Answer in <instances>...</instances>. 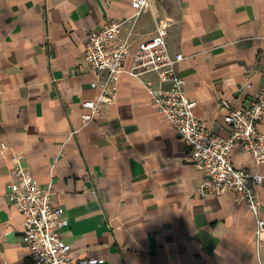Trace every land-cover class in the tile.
I'll return each instance as SVG.
<instances>
[{"label":"crops","instance_id":"crops-1","mask_svg":"<svg viewBox=\"0 0 264 264\" xmlns=\"http://www.w3.org/2000/svg\"><path fill=\"white\" fill-rule=\"evenodd\" d=\"M108 18L124 20L119 34L130 51L169 23L195 113L221 136L230 131L228 111L250 106L264 86V0H150L139 14L131 0H0V264H32L25 216L8 198L13 152L52 186L75 259L264 264L252 211L232 190L201 192L188 143L145 86L171 82L123 72L115 100L82 122V102L98 93L84 40ZM234 164L264 176V162L240 147ZM256 190L264 216V178Z\"/></svg>","mask_w":264,"mask_h":264},{"label":"built area","instance_id":"built-area-1","mask_svg":"<svg viewBox=\"0 0 264 264\" xmlns=\"http://www.w3.org/2000/svg\"><path fill=\"white\" fill-rule=\"evenodd\" d=\"M149 5L150 0H131L135 14ZM123 21L108 18L101 28L90 31L84 40L83 55L94 74L91 86L98 93L82 102V107L87 109L81 114L82 122L93 120L103 103L115 100L123 72L138 77L147 72L158 73L159 78L171 82V86L154 87L145 80L146 89L157 110L188 143V157L202 173L199 189L205 194L234 191L254 214L255 235L264 241L263 203L256 190L264 176L234 164L237 147L250 152L256 163L264 162V131L258 127V123L264 120V86L259 88L250 106L228 111L225 122L230 131L228 136H221L210 130L195 113L198 100L188 94L187 80L178 66L185 55L172 53L169 48V23L160 22L153 36L130 51L128 39L119 34ZM130 57L131 64L127 66ZM1 147L6 148V144L2 143ZM12 160L14 170L8 198L25 216L23 241L29 248L31 263H98L100 257H73L72 245L64 241L62 233L68 219L53 201L52 186L41 185L33 170L26 167L15 152Z\"/></svg>","mask_w":264,"mask_h":264}]
</instances>
